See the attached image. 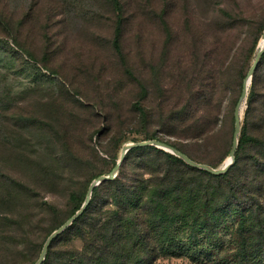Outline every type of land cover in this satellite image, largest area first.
I'll list each match as a JSON object with an SVG mask.
<instances>
[{
  "label": "rangeland",
  "instance_id": "rangeland-1",
  "mask_svg": "<svg viewBox=\"0 0 264 264\" xmlns=\"http://www.w3.org/2000/svg\"><path fill=\"white\" fill-rule=\"evenodd\" d=\"M121 1L124 58L112 46L117 12L109 0H0V219L11 215L15 222L6 230L16 234L12 243L0 240V261L30 262L32 253L25 248L31 237L34 248L41 245L37 259L50 231L75 206L70 192L81 196L96 174L109 173L125 143L155 133L197 162L218 167L229 157L234 109L263 42L264 0ZM160 17L178 34L173 41ZM192 37L218 69L209 104L185 108L191 93L187 65L177 91L165 78L145 92L146 64L158 63L171 42L163 63L181 54L185 60ZM259 67L264 77V63ZM139 98L144 117L133 106ZM246 106L247 100L242 124ZM65 151L82 156V167L68 166ZM51 166L60 168V176L49 170L51 184L44 185V169ZM135 169L130 159L128 178ZM237 227V220L229 219L210 237L199 232L197 241L182 232L176 250L156 237L160 251L153 264H264V250L249 245L241 262ZM3 230L0 221V234ZM24 230L28 234L22 235ZM82 245L71 233L60 237L53 251Z\"/></svg>",
  "mask_w": 264,
  "mask_h": 264
},
{
  "label": "trees",
  "instance_id": "trees-1",
  "mask_svg": "<svg viewBox=\"0 0 264 264\" xmlns=\"http://www.w3.org/2000/svg\"><path fill=\"white\" fill-rule=\"evenodd\" d=\"M109 2L117 12L112 46L124 58L121 47L124 4L121 0ZM160 18L165 34L172 37L173 41L178 34L176 35L166 17ZM186 21L188 25L189 20ZM224 24L230 26V23ZM171 44L166 47V55L158 63L146 64L148 72L143 83L145 92L156 82L162 85L165 78L168 82L171 80L177 91L180 82L183 84V72L187 65L190 77L186 85L191 93L186 99L185 108L191 104H209L218 81V69L213 65L215 62L210 57L211 53L200 52L192 37L190 54L185 60L181 54L178 57L176 55L170 63H163L172 52ZM260 61L264 63V52L252 75L235 161L226 172L213 174L193 167L177 155L154 145L134 147L127 151L118 175L93 188L91 199L82 214L51 241L41 264H52V255L55 258L54 264H153L160 251L154 238H166L168 248L176 250L177 239L182 237V232L188 234L190 241H197L202 230L210 237L232 218L237 220L241 235V262L246 259L248 245L253 251L264 250V77L260 73ZM84 104L87 105L83 103V107H87ZM133 106L141 116H146L140 98L134 101ZM146 138L164 141L184 152L176 144L155 133L146 134ZM184 153L196 160L187 152ZM65 159L71 168L82 167L83 157L77 153L65 151ZM130 159L134 160L136 169L128 178L126 164ZM33 164L31 157V165ZM210 165L215 167L214 164ZM49 170L53 175L60 176L61 173L56 166L44 169V185L51 182L47 176ZM101 173L88 181L81 196L74 191L70 192L69 201L75 206L68 218L80 208L85 200L87 187ZM66 220L60 222L50 233ZM0 221L5 230L0 234L1 242L12 243L16 234L9 233L6 228L15 221L11 215ZM71 233L81 239L82 247L54 253V243ZM26 234L28 233L24 230L22 235ZM32 242L31 237V243L25 248V251L32 253V259L26 264H33L38 259L36 257L41 245L36 249L31 245ZM10 260L11 258L5 257L0 264H7Z\"/></svg>",
  "mask_w": 264,
  "mask_h": 264
},
{
  "label": "water",
  "instance_id": "water-1",
  "mask_svg": "<svg viewBox=\"0 0 264 264\" xmlns=\"http://www.w3.org/2000/svg\"><path fill=\"white\" fill-rule=\"evenodd\" d=\"M262 39H263V44L260 47L259 51L257 52V55H256L252 65H251L248 73H247V76L243 81L242 91H241V94L239 96V99H238L236 106H235V109H234L235 131H234L232 147H231L230 152H229V156L231 157L229 161L223 162V164L221 166L212 167L207 163H201V162H197V161L191 159L186 153L180 151L179 149H177L173 145H170V144H168L164 141L158 140V139H148V140H142V141H137V142L125 143L121 148L120 157H119L116 165L114 166V168L109 173L101 174L91 181V183L88 187L86 196H85V200L83 201L80 208L73 215H71L62 225H60L58 228H56L55 230H53L49 234V236L47 237L46 241L43 244V247L41 249V252L39 254L38 259L33 264H41L44 261L46 253H47V249H48L51 241L58 234H60L63 230H65L76 218H78L82 214V212L84 211V209L86 208V206L88 205V203L91 199L92 190L96 185L100 184L102 181L113 179L118 175L120 164H121L122 160L124 159L127 151L134 148V147L154 145L156 147L162 148L164 150H167V151L177 155L178 157L183 159L187 164H189L193 167H196L199 169H204V170L211 172L213 174H220V173L226 172L228 170V168L235 161V150H236L237 143H238V135H239L240 130H241V118H242L241 117V107L243 106V104L245 105V103H246L247 95H248V88H249V84L251 83L253 72L256 69L257 64L259 63V60L261 58L262 53L264 52V30L262 33Z\"/></svg>",
  "mask_w": 264,
  "mask_h": 264
},
{
  "label": "bare ground",
  "instance_id": "bare-ground-1",
  "mask_svg": "<svg viewBox=\"0 0 264 264\" xmlns=\"http://www.w3.org/2000/svg\"><path fill=\"white\" fill-rule=\"evenodd\" d=\"M262 41H263V39H262ZM262 44H263V42H262ZM230 158H231L230 156H229V157H227V158L225 159V162H226V161H229V160H230Z\"/></svg>",
  "mask_w": 264,
  "mask_h": 264
}]
</instances>
